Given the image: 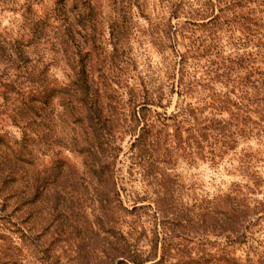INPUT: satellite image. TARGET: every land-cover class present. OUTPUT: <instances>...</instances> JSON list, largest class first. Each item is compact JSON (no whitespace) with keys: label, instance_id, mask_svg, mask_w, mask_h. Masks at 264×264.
Wrapping results in <instances>:
<instances>
[{"label":"trees","instance_id":"trees-1","mask_svg":"<svg viewBox=\"0 0 264 264\" xmlns=\"http://www.w3.org/2000/svg\"><path fill=\"white\" fill-rule=\"evenodd\" d=\"M15 1L0 0V8ZM69 1L54 0L43 9L47 0H23V34L0 35V264L53 263L55 255L38 242L42 229L27 230L22 221L27 208L39 218L49 205L42 203L49 180L89 175L102 186L95 189L97 202L118 201L129 214L146 208L137 205L148 200L133 190L131 179L141 162L131 161L124 173L116 169L118 139L127 132L135 137L137 157L150 167L182 149L191 162L211 168L219 183L203 200L200 219L187 206L173 211L163 196L162 217L154 214L162 228L157 222L151 238L145 231L134 236L135 230L117 237L109 225L107 232L119 240L115 252L133 264H264V0H193L190 16L175 22L188 4L172 3L170 18L157 24L158 44L170 49L167 74L177 95L170 113V104L162 105L163 83L130 90L122 100L94 76L95 6L72 0L71 7ZM44 38L50 53L39 49ZM56 59L69 67L68 82L50 74ZM54 109L74 125L69 141L82 172L64 157L39 163L29 129L20 135L11 130L17 122L31 128ZM121 192L133 201L131 208ZM142 235L146 248L139 245Z\"/></svg>","mask_w":264,"mask_h":264},{"label":"rangeland","instance_id":"rangeland-1","mask_svg":"<svg viewBox=\"0 0 264 264\" xmlns=\"http://www.w3.org/2000/svg\"><path fill=\"white\" fill-rule=\"evenodd\" d=\"M22 1L16 0L0 8V35L4 39L21 37L24 32L25 22L18 13ZM91 1L95 6L96 27V49L92 51L90 58L94 76L101 83H106L108 91L122 100L127 98L130 90L137 93L146 84L157 87L163 83L165 95L162 105L170 104L168 113L173 111L177 95H172V87L169 84L171 80L167 74L170 49L166 45L158 44L157 24L170 18L171 5L177 0ZM53 3L54 0H47L43 9L49 8ZM69 3L72 7V0ZM185 3L188 5L181 8V17H173L174 22L186 20L185 16H190L188 11H192L193 0H185ZM40 44V50L50 53L48 48L51 43L47 39L41 40ZM49 72L59 81L68 82L67 74L71 71L65 61L56 59L50 61ZM60 104L56 98L53 105L60 109ZM157 108L161 112L165 111L162 106ZM48 113L49 111L38 117L31 128L17 122L16 125H11V130L20 135L22 130L29 129L36 139L33 147L40 159L39 163L48 166L58 157H64L70 162H75L79 172H82L85 167L78 164L77 155L69 141L74 132V125L63 122L58 110L54 109L53 113ZM125 114L128 116L127 108ZM135 123L136 121L133 125ZM121 138L118 142L122 151L116 169L124 173L131 161L141 162L136 165L138 174L132 175L131 179L133 190L139 195H146L148 200L137 205H147L146 208L129 214L122 209L118 201L109 206L106 201L97 202L99 197L95 189L102 186L97 179H92L89 175L78 177L76 180H49L46 184L47 195L43 197L42 203L49 201L48 206L52 205V208L47 206L40 209L39 218H35L33 211L27 208L22 221L27 230L35 227L37 230L42 229V237L38 242L49 249L51 255H55L52 264H133L113 250L119 247V240L107 232L109 225L114 226L117 237L120 232L135 230L138 234L134 236L145 231L151 238V231L157 222L158 229L162 228L160 219L157 221L154 216L162 217L158 205L161 208L163 196L170 199L173 211L187 206L191 213L196 215V219H200L203 200L216 191L219 183L215 178L216 173L200 160L191 162L182 149L173 157L167 156L159 163L155 162L154 166L157 167H150L146 159L137 157L138 151L132 148L135 138L132 132L121 134ZM165 186L168 187L167 193ZM118 188L121 190L120 185ZM121 194L124 203L130 207L133 201H127L124 193ZM130 197L135 198V194L132 193ZM96 215H99V218H96ZM94 230L100 235L96 240ZM129 241L133 242L132 238ZM139 245L148 247L146 236L142 235ZM49 258L51 257L48 256L47 259ZM36 262L41 263V260ZM153 262L155 260L143 264Z\"/></svg>","mask_w":264,"mask_h":264}]
</instances>
